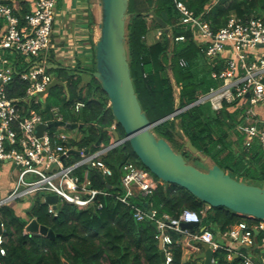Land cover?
Listing matches in <instances>:
<instances>
[{"label":"trees","instance_id":"1","mask_svg":"<svg viewBox=\"0 0 264 264\" xmlns=\"http://www.w3.org/2000/svg\"><path fill=\"white\" fill-rule=\"evenodd\" d=\"M179 1L184 2L195 16L206 21L213 31L225 27L233 16L242 21L252 17L264 20V0ZM7 3L11 2L8 0ZM22 5V11L17 14L19 16L30 12L26 3ZM151 11L168 24L171 30L169 34L150 17ZM128 16L127 59L142 111L155 123L184 109L172 119L155 126L154 134L165 139L189 163V157L195 155L178 137L176 131L181 130L199 153L227 175L237 181L263 187L264 152L257 139L246 144L245 136L239 131L243 124L240 119L243 109L235 107L238 101L226 103L220 111L212 110L209 103L187 108L200 95L219 86L212 72H221L225 68V59L209 58L205 44L196 39L193 30L179 24L180 14L174 0H129ZM152 30L161 31L162 34L160 39L149 44L147 36ZM180 36H184L185 40L176 41ZM181 60L186 62L185 66L181 65ZM20 61L19 65L23 63ZM24 67V63L18 66L12 81L6 86L8 96L18 100L23 117L27 116L29 110L35 109L44 118L50 119L49 111L56 108L64 121L84 125L78 129L79 138L69 140L73 148L96 151L98 148L95 145L100 137L103 145H110L111 137L106 129L117 122L106 93L93 75L84 83L78 75H64L63 69H49L50 73L62 77L59 80L66 83L67 89L55 86L45 97L44 103L39 101L36 104L34 100L26 99L29 83L19 76ZM77 102L84 104L80 111L75 110ZM116 130L120 138L125 137L118 123ZM233 135L237 137L236 140H233ZM77 158V155H73V160ZM103 160L113 170L110 177H102L87 167L78 170L81 178L85 177L87 171L92 189L107 193L99 194L94 204L86 209L62 203L57 205V215H53L48 212L49 204L41 196L35 198L32 209L25 217L18 216L8 205L0 207L5 237V254L0 255V264H63L64 261L68 264H163L157 232L152 223L136 221L131 207L119 200L123 194V167L133 163L147 172L149 170L142 165L127 142L109 151ZM152 176L160 182L157 188L147 196L138 193L132 202L156 210L158 216L167 214L178 218L184 210L195 211L200 214L201 227L211 230L215 236L240 222H246L249 226L259 222L224 207H209L186 189ZM32 219L52 230L54 238L26 234L25 227ZM197 230L198 227H195ZM169 234L173 241L169 264H204L195 255L184 260L182 245L178 243L180 236L172 231ZM263 235L262 232H254L257 243L261 242ZM198 247L203 252L200 244ZM242 251L261 255L259 248ZM227 256L225 249L217 250L214 263L244 264L242 257L228 259Z\"/></svg>","mask_w":264,"mask_h":264},{"label":"built area","instance_id":"2","mask_svg":"<svg viewBox=\"0 0 264 264\" xmlns=\"http://www.w3.org/2000/svg\"><path fill=\"white\" fill-rule=\"evenodd\" d=\"M7 1L0 0V162H11L18 169V176L12 191L0 200V207L26 201L33 206L37 196L46 201L47 196L56 195L59 199L57 205L68 203L78 209H86L94 204L99 194L107 193L92 189L87 171L85 177L81 178L78 170L87 167L102 177L112 176L113 170L104 162L103 157L112 149L125 144L126 139L121 138L116 143L113 133L116 130L115 123L108 131L110 145L101 144L96 151L89 150L85 153L86 149L69 147V140H77L78 133L75 136L66 133L51 135L46 130L41 136L36 134L39 125L63 120L58 109L52 110L55 113L53 119L44 118L35 109L29 110L27 116L23 117L18 100L8 96L6 86L12 81L20 60L25 67L19 76L29 83L26 99H32L38 104L37 97L52 83L54 78L49 72L45 57L52 49L58 0H35L34 9L23 16L17 15L14 4H8ZM174 3L180 14L179 24L193 30L196 39L205 44L206 55L211 59H225V68L221 72H212V77L219 81V86L200 95L190 107L209 103L212 110L220 111L226 103L238 101L235 107L243 109L240 116L243 124L239 131L245 136L246 144L257 139L264 152V20L252 17L242 21L233 16L225 27L213 31L184 2L174 0ZM161 34L159 31V38ZM184 40V36L176 38V41ZM181 65L185 66L186 62L181 60ZM83 107L82 102L75 104L76 111ZM71 149L80 153L75 160L74 154L70 153ZM123 171V194L119 196V200L131 207L136 221H148L156 225L157 238L163 240L166 264L171 261L170 246L173 242L169 231L184 238L191 250L196 249L195 243L203 242L214 253L225 249L228 259L242 257L244 264H264V235L260 243L254 237L255 231L264 234L263 220L253 226L240 222L221 234L226 241L241 246L240 249H234L231 245L218 242L211 230L201 227L200 214L195 211L187 209L178 218H172L167 214L158 216L156 210L134 204L132 199L138 193L150 195L160 182L133 163L126 164ZM56 208L49 204L48 212L57 215ZM182 223L199 224L198 230L183 229ZM1 228L0 255H4L3 223ZM255 248H259L260 256L242 251Z\"/></svg>","mask_w":264,"mask_h":264},{"label":"water","instance_id":"3","mask_svg":"<svg viewBox=\"0 0 264 264\" xmlns=\"http://www.w3.org/2000/svg\"><path fill=\"white\" fill-rule=\"evenodd\" d=\"M129 0H99L101 18L99 23L100 37L94 47L96 72L93 76L100 83L101 89L106 93L111 111L116 122L125 133V142L129 143L133 152L142 165L149 172L164 183L174 184L186 189L197 199L209 207H224L243 217L264 221V186L250 185L237 181L227 175L218 165H213L207 171H202L189 164L182 154L177 153L163 138H158L153 128L160 123L172 119L182 110H177L170 116L152 123L146 113L142 111L131 78L130 66L127 59L126 49V20L128 18ZM159 26L169 34L168 24L154 11L150 12ZM259 47H262L260 45ZM54 68H58L54 65ZM40 93L45 97L55 86H63L66 83L55 79ZM188 106L187 108H189ZM186 108V109H187ZM83 123H69L57 120L49 125H39L36 134L41 136L46 130L63 127L70 131L81 128ZM110 130V129H106ZM116 143L121 141L117 130L113 131ZM178 137L185 141V147L193 154L199 155L198 150L191 141L186 140L181 130L176 131ZM102 144V138L96 143V147ZM71 147V145H69ZM86 150L85 153H88ZM71 154L79 155L74 149ZM205 159V158H204ZM48 204L57 207L59 199L56 195L46 198ZM2 220L0 219V234L2 233ZM156 228V225L152 223ZM199 224L182 223L181 227L193 231ZM26 234H38L54 238V232L47 227L41 226L36 219H32L25 227ZM256 234L257 231H255ZM203 253L200 259L204 264L214 263V252L208 244L200 242ZM159 249L163 264H166V256L163 250V240H159ZM63 264H68L64 261Z\"/></svg>","mask_w":264,"mask_h":264},{"label":"crops","instance_id":"4","mask_svg":"<svg viewBox=\"0 0 264 264\" xmlns=\"http://www.w3.org/2000/svg\"><path fill=\"white\" fill-rule=\"evenodd\" d=\"M34 1L12 0L9 2L14 4L15 12L18 14L22 11V3H26L30 11L33 10ZM100 18L99 0H58L52 32V49L45 57L49 69L72 71L81 77L88 74L89 79L86 81L88 82L93 73L96 72L94 47L100 37ZM158 32V30H152L148 34L147 41L149 44L159 39ZM54 65L58 68H54ZM51 74L56 79V73ZM56 80L60 81L59 79ZM17 176L18 169L11 162H0V200L12 191ZM10 207L18 216L25 217L32 209V204L27 201L14 202L11 203ZM216 240L224 245H231L234 249L241 248L238 243L226 241L221 235H217ZM185 242L184 238L178 240L183 248V259H190L186 256L188 252H192L193 256L199 258L203 252H200L198 243H195L196 249L191 250Z\"/></svg>","mask_w":264,"mask_h":264},{"label":"rangeland","instance_id":"5","mask_svg":"<svg viewBox=\"0 0 264 264\" xmlns=\"http://www.w3.org/2000/svg\"><path fill=\"white\" fill-rule=\"evenodd\" d=\"M129 17V16H128ZM128 20V18H127ZM160 39V38H159ZM71 75V74H74L72 71H66L64 72V75ZM81 77V75H78ZM82 80L84 81V83H86V81L89 79V75L86 74V75H82ZM56 79H62V77L59 75V74H56ZM38 100L42 103H44V100L45 98L44 97H40L38 96L37 97ZM55 117V113L52 112V111H49L48 113V118L50 119H53ZM49 132L53 133V134H60V133H66L68 134L69 136H75L77 135V133H79V130H75V131H70L69 129H66V128H63V127H57V128H52L49 130ZM237 137L233 135V140H236ZM181 154V153H180ZM193 154V153H192ZM195 156H191L189 157V164L197 167L198 169L202 170V171H207L208 169H210L213 164L211 162L210 159L206 158L204 155H202L201 153L199 155H196V154H193ZM195 157H198L199 159L195 158ZM205 158V159H204ZM260 183V182H259ZM11 203L8 205L10 206ZM187 258L188 257H192V252H188L186 254Z\"/></svg>","mask_w":264,"mask_h":264},{"label":"flooded vegetation","instance_id":"6","mask_svg":"<svg viewBox=\"0 0 264 264\" xmlns=\"http://www.w3.org/2000/svg\"><path fill=\"white\" fill-rule=\"evenodd\" d=\"M64 263V262H63Z\"/></svg>","mask_w":264,"mask_h":264}]
</instances>
